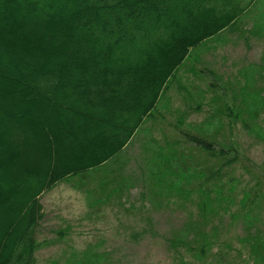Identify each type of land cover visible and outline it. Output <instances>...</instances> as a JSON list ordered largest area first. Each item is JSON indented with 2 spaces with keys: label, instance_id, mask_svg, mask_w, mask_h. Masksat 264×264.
Wrapping results in <instances>:
<instances>
[{
  "label": "trees",
  "instance_id": "1",
  "mask_svg": "<svg viewBox=\"0 0 264 264\" xmlns=\"http://www.w3.org/2000/svg\"><path fill=\"white\" fill-rule=\"evenodd\" d=\"M255 1L0 0V264H38L41 195L59 183L84 182L99 207L161 167L175 177L170 198L148 194L147 205L194 210L160 234L172 264H264V174L237 175L241 148L223 133L240 127L264 152V84L250 77L264 65L234 88L196 69ZM186 72L203 87L192 91ZM172 94L209 114L184 125L178 111V138L160 143L154 120ZM97 247L47 264H113Z\"/></svg>",
  "mask_w": 264,
  "mask_h": 264
},
{
  "label": "rangeland",
  "instance_id": "2",
  "mask_svg": "<svg viewBox=\"0 0 264 264\" xmlns=\"http://www.w3.org/2000/svg\"><path fill=\"white\" fill-rule=\"evenodd\" d=\"M250 11L253 12L250 17L247 14L244 23L239 24L242 30L236 26L228 34L230 35L229 41L225 37L228 43L226 41L214 55L204 54L203 60L196 64V69L207 66L218 74L220 79L228 78L226 81L231 83L230 88L237 87L236 78L239 85L244 84L245 76L242 73H251L249 69L252 66L264 65V61L259 60L264 57V0L255 1ZM258 71H260L259 74L255 72L254 75H250L251 79L256 78L257 80L249 81L251 85L253 82L257 85L264 84V68ZM260 73L262 77L259 76ZM186 74L187 79L184 82L190 84L192 91L197 87H203L198 76L191 75L190 72ZM251 85L248 90L251 89ZM169 100L168 107L159 108L161 113H158L154 120L153 135L160 143H162L163 135L170 140L178 138L173 123L179 112H185L184 125L185 123L196 124L209 114L203 105L201 110L194 109L195 102L189 99L187 102V99L180 94L174 95ZM223 133L232 142L238 143L241 148V156L235 165V173L243 175L244 178H248L252 173L264 174L262 145L240 127L229 126L227 128L226 126ZM137 156L135 150L127 154L131 162L136 161ZM170 157L167 151L164 156L167 166H169ZM196 159L200 160L198 156ZM203 163L204 161L198 162V165ZM170 176L175 178L169 169L161 167L159 170H153L147 176H143L146 182L140 184L136 182L134 187L129 183L122 185L114 193V196H122L113 197L110 200L111 204H102L99 207L98 205L88 206L83 189L84 182L81 183V181L67 180L45 192L41 195L45 217L38 234L41 245L36 251L37 263L47 264L54 258L60 260L59 262H64L70 253L81 252L88 244H96L98 247L95 249L111 251L113 264H172L168 249L160 234L175 231L177 228L174 227L187 218L189 211L194 210L188 206L184 212L176 209L167 210L163 206L153 209V205L149 207L146 203L148 194H155L162 199L169 200ZM177 179L174 181V192L175 197L179 199L177 189L181 186L180 176H177ZM140 201L144 204L141 205ZM136 232L140 236L134 237Z\"/></svg>",
  "mask_w": 264,
  "mask_h": 264
}]
</instances>
